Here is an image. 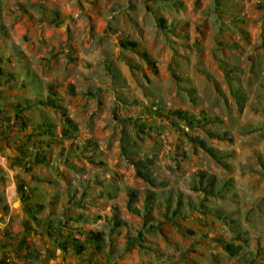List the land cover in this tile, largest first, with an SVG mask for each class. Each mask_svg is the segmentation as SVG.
Here are the masks:
<instances>
[{"label": "rangeland", "instance_id": "374dc122", "mask_svg": "<svg viewBox=\"0 0 264 264\" xmlns=\"http://www.w3.org/2000/svg\"><path fill=\"white\" fill-rule=\"evenodd\" d=\"M0 264H264V0H0Z\"/></svg>", "mask_w": 264, "mask_h": 264}, {"label": "trees", "instance_id": "16d2710c", "mask_svg": "<svg viewBox=\"0 0 264 264\" xmlns=\"http://www.w3.org/2000/svg\"><path fill=\"white\" fill-rule=\"evenodd\" d=\"M119 44L123 48H133V47L136 46V43L134 41H131V40H122V41L119 42ZM144 56H145V54H144ZM173 113L175 115H177L178 117L183 118V119L186 120V116H185V112L184 111L174 110ZM208 120H210V119H208ZM44 127L47 128V125H44ZM128 193L130 194V196L133 194L132 191H128Z\"/></svg>", "mask_w": 264, "mask_h": 264}]
</instances>
